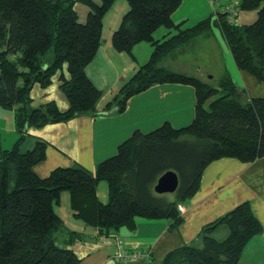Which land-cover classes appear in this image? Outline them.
Listing matches in <instances>:
<instances>
[{"label":"trees","instance_id":"16d2710c","mask_svg":"<svg viewBox=\"0 0 264 264\" xmlns=\"http://www.w3.org/2000/svg\"><path fill=\"white\" fill-rule=\"evenodd\" d=\"M127 1L130 8L112 35L115 48L132 54L134 45L149 41L153 51L106 108L122 112L130 96L151 84L179 82L195 88V117L180 128L165 122L148 132L134 130L95 173L60 165L43 177L34 166L46 158L47 142L37 139L25 152L20 146L30 128L95 113L102 90L86 67L98 51L103 17L114 0H0V106L14 110L19 133L10 148L0 144V264L80 263L69 243L83 236L68 228L55 209L63 191L70 192L74 215L102 234L122 226L135 229L139 216L167 218L178 227V205L199 189L209 163L222 157L243 162L264 157V95H249L230 71L213 84L162 64L176 48L218 26L238 69L264 82V0H239V10L257 11L253 22H232L218 10L213 21L208 17L163 40L155 39L154 32L161 26L179 28L172 13L182 0ZM77 2L89 9L85 20ZM55 77L68 108L61 109L56 100L34 106L33 88H47ZM170 169L179 176L174 196L154 188ZM102 180L108 186L106 201L97 193ZM220 226L228 229L223 239L214 235ZM263 229L250 200H244L205 224L196 241L170 251L162 264H243L244 248ZM59 232L66 234V243L58 240Z\"/></svg>","mask_w":264,"mask_h":264},{"label":"crops","instance_id":"0c3cea01","mask_svg":"<svg viewBox=\"0 0 264 264\" xmlns=\"http://www.w3.org/2000/svg\"><path fill=\"white\" fill-rule=\"evenodd\" d=\"M75 7L80 18L85 20L88 7L81 2H77ZM129 8L127 0H114L103 17L98 51L86 67L88 76L102 90L95 113H80L64 122L49 123L41 128H30L28 131L30 135L21 144L20 149L25 152L34 147L37 139L47 142L46 158L34 166V170L40 176H47L53 168L60 165L83 166L95 173L100 161L116 154L119 145L129 138L134 130L140 129L148 132L165 122H170L174 127L180 128L187 126L194 119L197 100L195 88L190 84L179 82L151 84L148 88L130 96L122 112H114L115 107L106 108L108 102L134 75L138 67L150 58L153 51V45L149 41L134 45L132 54L115 48L112 35ZM218 10H220L218 2L213 0H182L172 13V19L179 25V28L165 26L167 30H161L162 28L159 27L154 32V38L166 39L177 33L179 29L190 28L208 17H211L213 21ZM239 17L240 20L237 19V23H250L257 18V12L240 10L237 18ZM213 28L200 35L214 37L216 35L219 40L221 39L219 43L222 45L221 49L229 65L227 67L236 81H240L238 84L244 87L251 96L264 95V82H258L252 74L238 69L235 61L232 60V53L227 48L222 31L220 30L222 33L220 35ZM200 35L168 54L162 62L163 66L202 78L197 71L185 67L187 60H184L183 65L176 63L183 49L202 39ZM204 57L207 58L208 54H204ZM33 91H36L39 100L37 104L32 102L34 106L48 100H56L63 110L69 106L68 98L60 88V81L57 77L47 88L35 86L32 96ZM12 117L13 120L8 127L1 126L2 130L8 131L10 139L5 136V141L0 131V144L6 148H10L19 135L15 125V114ZM12 139L13 143H9ZM237 159L222 157L214 160L217 161L216 165L209 167L212 161L205 167L199 189L183 203L182 222L178 227H172V221L167 218L139 216L136 217L135 229L122 226L110 234H102L97 228L87 225L74 215L70 192L63 191L55 209L68 228L83 236V239L69 243L81 259L79 264H162L170 251L196 241L205 224L214 221L244 200H250L264 226V157L252 162ZM219 167L221 172H219ZM97 193L102 201H106L108 186H103L100 181ZM116 234L122 237L125 245L131 250H151L150 258L117 260L113 256ZM227 234L226 226H220L214 232L217 238H224ZM260 235L264 238V229ZM57 236L62 243L68 241L65 233L59 232ZM250 241L243 252L249 251ZM241 257L240 261L245 264L243 253Z\"/></svg>","mask_w":264,"mask_h":264},{"label":"rangeland","instance_id":"374dc122","mask_svg":"<svg viewBox=\"0 0 264 264\" xmlns=\"http://www.w3.org/2000/svg\"><path fill=\"white\" fill-rule=\"evenodd\" d=\"M214 2H218V6H220V4H221V7H222V5L226 3V0H214ZM220 10L222 11L221 8H220ZM242 11L257 12L256 10H242ZM237 19L239 21L240 17ZM213 27H214L213 30H217L220 35L222 34L220 29H218L217 26H213ZM161 28H162L161 30H167V28L165 26H161ZM174 32H176V31H174ZM215 37H216V35H215ZM215 37L212 35L201 36L202 39H199V41H197L196 43H194V44L186 47L185 49H183L181 51L179 57H178V60H176V63H178L180 65H183L182 63L184 62V60H187L185 63L187 66H185V67L190 68L191 70L197 71L198 73H200L202 79H204L205 81H207L209 83H213V84H217L218 80L222 76H224L227 71H230L228 69L229 65L226 61L224 52L221 49L222 45H220V43H219L222 40L221 39L219 40L217 37L216 38ZM227 48L229 49L228 45H227ZM204 54H208V57L205 58ZM231 57H232V60H234V57L232 54H231ZM222 67H223V69H222ZM230 73H231V71H230ZM231 75H232V73H231ZM233 78H234V76H233ZM234 80L236 81L235 78H234ZM236 82L238 84V82H240V81H236ZM36 86H39V85H36ZM242 88H244V87H242ZM35 92L33 91V96H34L33 103L37 104V103H39V100H38V96ZM14 114L15 113H14L13 109H8V108H4V107L0 106V131L3 134V139L5 141H6V139L4 138L5 136L7 137V139H10V138H9V135L7 134L8 131H4V129L2 130L1 126L6 125L8 127V125L13 120L12 115H14ZM6 120H11V121H6ZM13 139L9 143H13L12 142V141H14ZM232 158H235V157H232ZM235 159H237V158H235ZM216 164H217V161H213V163H211V165L209 167H212ZM220 167H219V172H221ZM212 171H214V170H212ZM101 184L103 186L107 187V182L105 180H102ZM167 194L170 196H174V192H167ZM107 200H108V198H107ZM58 235H59V233H58ZM220 239H223V238H220ZM248 249H249L248 252H243V254H244V257H243L244 260L243 261L245 264H264V238L262 237V235H260V234L255 235V237H253L252 241H250V244L248 245ZM241 259H242V257H241Z\"/></svg>","mask_w":264,"mask_h":264},{"label":"built area","instance_id":"2783aa9c","mask_svg":"<svg viewBox=\"0 0 264 264\" xmlns=\"http://www.w3.org/2000/svg\"><path fill=\"white\" fill-rule=\"evenodd\" d=\"M214 1V0H213ZM222 9V11L227 12L229 16V20L232 22L237 21V17L239 14V0H226V3L219 6V9ZM179 210L182 212L184 210L183 204L178 205ZM114 242H115V250L113 253V256L120 261H127L132 259H149L151 255V250L148 249H135L131 250L125 245L124 240L119 234H116L114 236Z\"/></svg>","mask_w":264,"mask_h":264},{"label":"water","instance_id":"95a60500","mask_svg":"<svg viewBox=\"0 0 264 264\" xmlns=\"http://www.w3.org/2000/svg\"><path fill=\"white\" fill-rule=\"evenodd\" d=\"M179 185L178 173L172 169L164 172L155 184V191L157 193L174 192Z\"/></svg>","mask_w":264,"mask_h":264}]
</instances>
